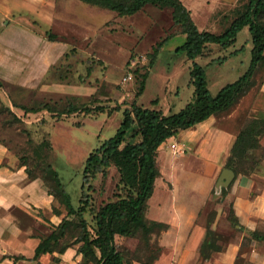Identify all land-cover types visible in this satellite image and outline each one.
<instances>
[{"label": "rangeland", "instance_id": "1", "mask_svg": "<svg viewBox=\"0 0 264 264\" xmlns=\"http://www.w3.org/2000/svg\"><path fill=\"white\" fill-rule=\"evenodd\" d=\"M182 2L190 10L192 19L200 30L221 34L244 10L249 0H182ZM2 3L0 0V31L7 20L6 14L11 16V13L2 14ZM55 7L57 12L55 19L53 17L50 20L49 15L42 16L45 8L41 6L37 12L39 16L37 14L27 16L25 24L47 38L50 34H55L57 41H67L70 49L58 64L51 68L39 86L26 88L14 83H4V87L0 88V141L9 150L5 164L14 168L22 166L26 161L34 176L46 179L47 188L49 187L47 184L52 186L53 183L49 180L44 167L46 163L51 164L70 194L72 205L79 208L86 160L95 149L116 134L124 117L122 111L131 108L133 103L145 108L162 110L167 115L181 111L192 100L194 94L190 76L192 61L188 60L184 53L176 52L175 47L185 43V36L177 37L180 35L178 34L180 27L174 23L170 8L146 6L133 16H119L116 12L94 7L79 0H57L54 9ZM174 33L177 36L166 42L155 65L150 67L149 56L153 53L154 47ZM251 50L248 27L238 34L237 41L228 48L215 43L207 46L204 54L199 56L196 62L206 71L211 96L215 97L225 85L235 82L247 71L251 61ZM146 72L149 77L145 91L138 97L142 74ZM53 84L58 86L44 87ZM263 91L264 65L258 70L254 86L249 93L231 109L220 113L233 115L232 119L225 120V124L241 130L248 119L264 114ZM45 106L52 108V111L45 110ZM118 106L121 107V111L116 110ZM20 107L39 111L30 112L32 117L29 119L27 116L29 113H25ZM73 108L76 111L72 112ZM17 114H20L21 118ZM44 141L48 142L49 146L42 147ZM262 144L264 145V139ZM174 145L176 147H173ZM165 147L170 148L169 158L180 162L182 166L175 176L177 202L187 209H195L201 206L205 195H209L207 202L201 206L198 225L203 227L205 233L208 226L223 237L220 241L222 246L220 252L225 251L230 242L241 236L240 246L230 252L225 261L216 259L217 254L214 253L211 260L204 262L200 255V247L196 248L194 251L199 254L196 264H264V242L244 240V237L248 236L245 230L237 228L234 221L229 219L233 198L228 195L233 186L227 198L222 195L223 187H217L213 183L207 186L209 178L202 176L199 168L203 175L211 174L212 169L208 168L204 172L202 169L206 165L198 162L199 155L180 138L168 141ZM207 147H212L211 140ZM220 153L216 151L215 156L221 155ZM260 155V150L253 154L258 161ZM158 166L161 176L156 182V192L148 202L146 216L149 220L165 222L172 217L174 211L172 203L165 195L167 192L171 196L170 192L174 188L170 183V181L173 183L170 172L173 169L168 167L159 153ZM254 169L250 175H240L263 176L264 161L261 160L259 166H254ZM221 171L219 170L215 176L212 175L215 181ZM107 173L106 177L99 174L91 181L93 187L91 191L88 190V186L84 188L89 194V204L84 216L92 234L95 227V214L92 210L97 212L104 203L115 200L118 195L127 194L126 188L120 184V174L116 167H110ZM259 186L258 182L256 187ZM55 204L59 211L60 207L63 208L66 215L64 203L56 199ZM213 213L216 214L215 220L209 225V218ZM15 215L21 224H29L34 233L44 238L56 227L50 225L41 227L25 213L16 211ZM74 220H78L77 217H74ZM260 228L264 230V222ZM165 232L154 237V242H158L163 248L161 256L154 264H181L183 260H178V257L185 249L182 246L175 248L170 241L166 242V239L164 240L166 244L162 245ZM180 237H184V234ZM69 242L71 240L68 236L59 246L62 247ZM117 242L132 254L131 259H142V263L132 260L133 264H144V261L151 257L143 240L119 237ZM72 246L80 247V244ZM54 261L50 260V264L59 262ZM80 261L76 260L78 264Z\"/></svg>", "mask_w": 264, "mask_h": 264}, {"label": "trees", "instance_id": "2", "mask_svg": "<svg viewBox=\"0 0 264 264\" xmlns=\"http://www.w3.org/2000/svg\"><path fill=\"white\" fill-rule=\"evenodd\" d=\"M79 1L116 12L119 16H133L146 6L172 9V19L180 27L178 34L186 36L185 43L179 46L176 52L184 53L188 60L192 61L190 76L191 84L194 86V95L181 111L169 115L162 110L145 108L136 103H133L131 108L124 109L122 111L124 117L116 134L95 149L86 160L79 208L72 205L70 194L58 172L51 164L43 163L47 176L53 183L52 186L47 184L48 192L55 200L59 199L64 203L67 213L62 216V222L54 228L53 232L42 239L36 248L34 260H38L41 255L47 253L63 254L72 245L80 244L78 255L81 256V261L79 264H133L132 260L142 263L141 258L131 259L132 254L118 244L117 239L123 237L143 240L151 253V257H148L144 264H154L163 251L162 246L154 242V237L170 228L168 224L149 220L146 216L148 202L154 194L156 181L161 176L158 166L159 148L169 139L177 137L181 131L206 121L212 115L228 111L252 89L255 76L260 67L264 65V0H249L244 10L221 34L200 30L182 0ZM246 27L249 28L252 43L250 65L238 80L225 85L213 97L208 90L206 71L196 62V59L204 54L209 44H219L223 48L230 47L237 41L238 34ZM175 36L177 34H170L157 43L153 53L149 56L150 67L155 65L166 42ZM49 39L56 41L57 36L50 34ZM148 77V72L142 74L138 97L144 93ZM4 85V82L0 81V88ZM13 105L18 107L16 104ZM45 107V110L52 111L49 106ZM20 108L25 113L39 111L29 110L26 107ZM116 110L121 111V107L118 106ZM71 111L76 110L73 108ZM137 139L140 140L137 141ZM263 139L264 117L248 119L230 151L226 167L232 169L236 176L253 173L254 166L258 167L260 161H264ZM41 145L47 147L49 143L44 141ZM257 150L261 151L259 161L253 156ZM22 166L26 167L30 178H40L46 184L45 178L33 175L26 161ZM112 166L118 170L120 184L126 188L127 194L118 195L115 200L104 203L97 212L92 210L95 214V227L92 234L84 216L89 204V194L84 188L88 186V190L91 191L93 189L91 181L99 174L106 177L108 169ZM231 186L232 184L228 188H223V197L229 194ZM54 212L62 215L57 208H54ZM229 213V219L233 222L236 215L233 204L230 206ZM215 216L216 214H211L209 223L214 222ZM74 217L78 220H74ZM233 223L236 227L240 225L238 221ZM240 229L245 230L248 235L244 237V240L264 242V230H250L243 226ZM68 236L71 242L60 247L61 241ZM222 239L223 237L217 231L207 227L205 239L200 247L202 261H209L214 253L222 251L220 244Z\"/></svg>", "mask_w": 264, "mask_h": 264}, {"label": "crops", "instance_id": "3", "mask_svg": "<svg viewBox=\"0 0 264 264\" xmlns=\"http://www.w3.org/2000/svg\"><path fill=\"white\" fill-rule=\"evenodd\" d=\"M1 1L4 3H2V14L11 13V16L6 14L7 20H5L4 27L0 31V81L18 84L26 88L39 86L51 68L65 56L70 49V44L67 41L50 40L44 34L28 27L25 21L29 16H36V14L39 16L37 12L41 6L45 8V13H42V16L47 17L49 15L50 20L53 17L55 19L57 12L54 6H56L57 0ZM21 13L22 15H20ZM179 46L181 45H177L175 48ZM55 85L58 86V84H53L44 87L52 88ZM17 115L21 118L20 114ZM23 116H25L24 113ZM27 116L30 119L32 114L29 113ZM232 116V114L225 113L212 115L206 121L181 131L177 136L199 155L198 162L206 165L202 169L204 172L208 168L212 169L211 174L205 173L203 175L199 168V173L209 178L207 186L212 183L216 184L217 187L222 185L220 181L226 169L224 167H226L227 158L240 132V128L236 126L232 128L225 124V120L232 119ZM262 117H264L263 113L254 116V118ZM175 138L173 137L168 141ZM210 140L215 149L207 147ZM168 141L160 146L158 153L166 161L168 167L173 169L170 171L172 172L173 183L169 180L172 186L174 185L170 192L171 196L167 194L166 190H162L166 192L165 195L172 203L174 211H172V217L164 222L170 228L162 238V245L166 244L164 243L166 239V242L170 241L175 248L184 247L185 250L178 257V260H183L180 263L196 264L199 254L194 250L201 247L206 236L203 227L198 225V218L201 206L207 202L209 195L206 194L201 206L195 209H187L177 202V177L175 176L182 166L179 164L180 162L177 163L169 158L170 148L165 147ZM163 147L165 148L163 149ZM215 150L221 152V155L215 156ZM8 152L6 145L0 141V264H50V260H59L60 263L58 262V264L67 262L78 264L76 260H81V256L78 255L79 246H72L63 254H43L38 260H34L36 248L44 237L34 233L29 224H21L15 215L16 211L25 213L35 224L41 227H45L43 225L53 227L62 222L64 210L60 207L62 215L54 212V208L57 207L55 198L49 194L48 188L40 178L29 177L25 166L11 168L5 164ZM219 170H222L221 174L215 181L212 175L215 176ZM258 182L260 186L256 187ZM231 184L233 187L228 197L233 198L236 214L233 221H238L240 224L237 228L240 229L243 226L250 230H262L260 227L261 223L264 222V175L235 176ZM155 189H157L156 185ZM253 191L257 193L252 195ZM155 192L156 190H154V194ZM160 204L162 203L160 202ZM208 224L211 223L208 222ZM174 234L176 235L174 236ZM181 234H184V237L181 238ZM166 235H170V237ZM238 237L227 245L225 251L216 253L215 258L225 261L228 254L240 246L241 236Z\"/></svg>", "mask_w": 264, "mask_h": 264}, {"label": "water", "instance_id": "4", "mask_svg": "<svg viewBox=\"0 0 264 264\" xmlns=\"http://www.w3.org/2000/svg\"><path fill=\"white\" fill-rule=\"evenodd\" d=\"M235 176L236 174L233 170L225 169L220 181L222 185H219L218 187L224 186L228 188L234 180Z\"/></svg>", "mask_w": 264, "mask_h": 264}, {"label": "built area", "instance_id": "5", "mask_svg": "<svg viewBox=\"0 0 264 264\" xmlns=\"http://www.w3.org/2000/svg\"><path fill=\"white\" fill-rule=\"evenodd\" d=\"M173 147H176V145H174Z\"/></svg>", "mask_w": 264, "mask_h": 264}]
</instances>
